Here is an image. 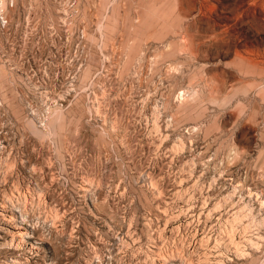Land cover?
Returning a JSON list of instances; mask_svg holds the SVG:
<instances>
[{
  "label": "rangeland",
  "instance_id": "rangeland-1",
  "mask_svg": "<svg viewBox=\"0 0 264 264\" xmlns=\"http://www.w3.org/2000/svg\"><path fill=\"white\" fill-rule=\"evenodd\" d=\"M0 264H264V0H0Z\"/></svg>",
  "mask_w": 264,
  "mask_h": 264
}]
</instances>
